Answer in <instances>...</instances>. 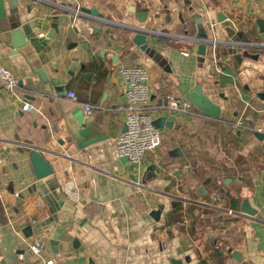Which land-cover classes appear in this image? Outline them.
<instances>
[{
	"label": "crops",
	"instance_id": "obj_1",
	"mask_svg": "<svg viewBox=\"0 0 264 264\" xmlns=\"http://www.w3.org/2000/svg\"><path fill=\"white\" fill-rule=\"evenodd\" d=\"M258 20L264 21V0H0V69L17 82L12 96L0 87V264H264V137L234 128L264 124ZM29 23L39 33L17 48L31 34ZM130 27L149 34L147 51L131 43ZM226 27L232 39L256 47L235 42L229 49ZM200 33L212 42L204 56L197 55ZM135 65L148 74L151 105L161 96L180 99V86L200 88L219 118L196 108L194 117L157 115L172 122L161 129L162 146L131 165L117 158L114 140L124 125L120 69ZM24 102L30 111L21 110ZM82 104L96 108L109 140L78 152L61 142L64 116ZM31 147L55 171L41 184L28 159ZM175 149L180 156H171ZM54 177L72 216L50 222L52 204L63 200ZM68 182L75 199L63 191ZM243 201L252 217L233 214ZM160 205L156 221L150 214ZM35 239L39 255L29 249Z\"/></svg>",
	"mask_w": 264,
	"mask_h": 264
},
{
	"label": "water",
	"instance_id": "obj_2",
	"mask_svg": "<svg viewBox=\"0 0 264 264\" xmlns=\"http://www.w3.org/2000/svg\"><path fill=\"white\" fill-rule=\"evenodd\" d=\"M56 13H58L59 15H63L64 13H68L67 10L62 9L59 6H53ZM55 13V14H56ZM92 15L93 16H97V12L95 10L92 11ZM224 17L221 18V16H219L218 22L219 23H223L224 22ZM29 27L31 29V34H26L25 35V39H24V43L19 47H23L24 45L27 44H32L35 38V34L39 33V29L35 28V24L34 23H29ZM225 27V26H224ZM257 27L259 29V32L264 33V21L262 20H258L257 21ZM225 32L227 33V35L232 39L233 38V31H231L229 28H225L224 29ZM127 31H130L131 33L134 34V36L131 39V43L136 46L140 51H147L148 50V42H147V35H149L147 32L138 29V28H128ZM53 36V33H50ZM107 34V32L105 33ZM47 38L51 39V35L47 36ZM199 41L197 43H199L198 45V49H197V55L199 56H204L205 55V50H206V45L212 44V42H208L207 41V36L204 33H200V37H199ZM236 43L241 44L240 47L241 48H254L256 47V45H254V43H252L251 41H249L248 39H244V40H240L239 38L235 37L234 39H232L230 41L229 44H227L226 46L229 47V49L231 48H236ZM15 46V45H13ZM111 44H108V47H110ZM243 57H249V58H253L255 60H257L258 55H249L247 54V51H244L242 53ZM127 88V86H126ZM180 93H181V101H188L190 102L198 111H200L204 116L207 117H211V118H219V108L214 105L207 97H205L202 94V91L200 88H196L194 91L192 92H188L186 88H184L183 86L179 87ZM64 123H65V129H66V139L65 141L61 142V145H66L68 150L70 149H75L78 152H82L84 150H86L87 148L99 144V143H103L105 141L109 140V135H107V133L105 132V129L102 125L97 123L96 120V115L92 114L91 116L85 117L82 111V108L77 107L73 110H71L69 113H67L64 116ZM153 124L156 128L158 129H162L163 127H168L170 128L172 126V122H169L166 120L165 117H160L157 118L153 121ZM125 131V126L123 125L122 131ZM255 137L259 140H262L264 135L262 134H255ZM31 152L28 155V159L30 162V165L34 171V175L35 178L38 182H41L48 178V177H53L55 175V171L52 167V165L47 162L44 157L41 155V150L38 148H34L31 147ZM173 155H171L172 157H175V155L180 156V150L179 149H175L172 152ZM55 155V157H62L65 158L67 161H70V163H75L74 159H72V157H63L59 154H53ZM121 163L125 164L126 163V159H120ZM149 172H152V168L149 167L148 169ZM64 176H67V173L64 174ZM148 176V175H147ZM54 181H56V185L54 187V190L59 189L60 191V185L58 184V179L56 177H54ZM203 192V187H200L197 189V194L199 196H203L205 193H200ZM60 195L63 198V200H57L56 204H52L51 206V214H52V219H50V222L53 221H58L59 218L66 213H69L70 217L71 215V211H67L65 210V206L67 207L68 205H70V202L67 201V197L60 191ZM172 199L174 198L175 201H182V202H186L187 200L182 199V200H177L176 197H171ZM66 200V201H65ZM72 204V203H71ZM163 205H160L158 207L157 211H153L150 215L154 220H158V217L161 213V211L163 210ZM214 209V207L212 208ZM216 211L221 210L222 209H218L215 208ZM228 212V211H227ZM232 213V212H231ZM234 215L237 216H242V217H252L255 214V211L252 210L249 207V204L246 201H243L241 208L239 210L238 213H233ZM44 225V224H42ZM41 225V226H42ZM23 232L25 233V235L27 237L32 236V229L31 226H26L23 230ZM52 245L56 244V240L52 241ZM172 264H181L180 261L177 260H171Z\"/></svg>",
	"mask_w": 264,
	"mask_h": 264
},
{
	"label": "built area",
	"instance_id": "obj_3",
	"mask_svg": "<svg viewBox=\"0 0 264 264\" xmlns=\"http://www.w3.org/2000/svg\"><path fill=\"white\" fill-rule=\"evenodd\" d=\"M74 18L78 11L73 12ZM214 46V43H213ZM122 82L127 86L124 90L125 103L122 109L123 124L125 131L119 133L114 140L116 156L118 159H126L131 165L140 163L141 159L157 151L162 143L161 129L154 126L153 121L156 116L163 112L175 115L191 116L196 115L195 107L188 101H181L174 96H161L156 104L151 105V89L149 87L148 74L142 66H127L120 69ZM0 87L9 96L15 94L17 82L11 74L0 69ZM67 98L76 102V96L72 92L67 93ZM82 111L85 117L91 116L96 108L91 104H82ZM32 109L27 102L22 103L21 110L28 112ZM152 114H157L153 117ZM236 130H249L252 134L264 135V124L255 125L251 128L245 127L242 123L234 124ZM63 191L70 198H76V193L72 189L70 182L64 183ZM19 194H13L14 199H18ZM145 214H149L148 211ZM227 214H231L230 211ZM29 249L36 255L41 253V243L35 239ZM47 264H54L47 261Z\"/></svg>",
	"mask_w": 264,
	"mask_h": 264
},
{
	"label": "rangeland",
	"instance_id": "obj_4",
	"mask_svg": "<svg viewBox=\"0 0 264 264\" xmlns=\"http://www.w3.org/2000/svg\"><path fill=\"white\" fill-rule=\"evenodd\" d=\"M163 113H165V112H163ZM160 114H161V113H160ZM152 115H153V117H154V116L157 115V114H152ZM161 146H162V144H161ZM161 146H160V147H161Z\"/></svg>",
	"mask_w": 264,
	"mask_h": 264
}]
</instances>
